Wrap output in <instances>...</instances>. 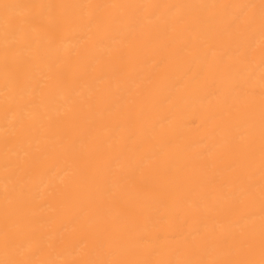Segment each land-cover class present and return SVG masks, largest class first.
<instances>
[{
  "label": "bare ground",
  "instance_id": "bare-ground-1",
  "mask_svg": "<svg viewBox=\"0 0 264 264\" xmlns=\"http://www.w3.org/2000/svg\"><path fill=\"white\" fill-rule=\"evenodd\" d=\"M0 264H264V0H0Z\"/></svg>",
  "mask_w": 264,
  "mask_h": 264
}]
</instances>
